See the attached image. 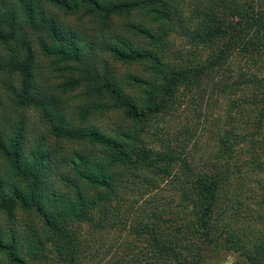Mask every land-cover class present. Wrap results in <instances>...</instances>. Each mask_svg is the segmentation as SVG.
I'll return each instance as SVG.
<instances>
[{
    "label": "trees",
    "instance_id": "obj_1",
    "mask_svg": "<svg viewBox=\"0 0 264 264\" xmlns=\"http://www.w3.org/2000/svg\"><path fill=\"white\" fill-rule=\"evenodd\" d=\"M185 1L0 0V264H264V234L229 221L241 168L264 162V79L234 84L233 65L264 44V0H201L190 10ZM176 34L186 45L174 54ZM247 83L252 109L236 104L243 116L226 133L235 142L217 154L201 162L187 144L147 145L148 120L181 89L204 98L210 87L228 94ZM112 113L128 126L88 123ZM244 146L251 158L240 163ZM129 173L145 187L150 174L171 178L190 216L178 222L160 207L125 228L120 251L90 250L121 185L134 189ZM20 211L31 218L17 227Z\"/></svg>",
    "mask_w": 264,
    "mask_h": 264
},
{
    "label": "rangeland",
    "instance_id": "obj_2",
    "mask_svg": "<svg viewBox=\"0 0 264 264\" xmlns=\"http://www.w3.org/2000/svg\"><path fill=\"white\" fill-rule=\"evenodd\" d=\"M239 1L257 2L256 0ZM198 2L199 0L197 2L187 0L185 5L190 10L195 5L202 4L201 0ZM261 7L264 6L262 5ZM172 42H174L172 44V53L176 54L179 50L185 49V39L180 35H173ZM200 54L203 56L205 52ZM233 65L235 67L234 84H236V81L240 82L243 77L258 76L264 79V44L258 49L252 46L246 52L240 51ZM239 68L244 70L242 77L237 74L236 70ZM123 70L125 71V67L121 71L123 72ZM132 70L135 71V69ZM0 81H3V75H0ZM247 86L248 89H245L243 85H240L237 90H231V93L228 94H221L213 87H210L204 98L200 97V93H195V90L181 89L173 107L171 105L163 109L162 112L153 114L148 120L145 128L147 145L156 150H165L170 147L175 150H181L182 143L187 144L189 149L195 154L196 159L201 162L205 161L210 154H217L218 147L220 143H223V140L228 143L235 142L233 137L226 136V133L231 132V128L240 124L239 119L243 116L238 111L236 104H241L239 110L243 112L252 109V107H246L250 103L245 101L244 96L251 94L249 89L252 90V84L247 83ZM26 116L29 118L31 129L40 126V117L36 112L26 111ZM244 119L247 118L245 117ZM88 123L110 133L117 130L120 126H128L125 116L123 117L119 113L108 114L106 117L98 116L91 119ZM242 150L240 149L241 152L238 153V162L240 163L246 162L251 158L247 153V146L242 147ZM1 161L0 157V163ZM258 161L259 165L246 163V167L241 168L242 173L239 180L243 184L244 190L240 199L233 204V213L229 221L231 222L230 224L236 227L251 226L264 234V162L263 160ZM179 171L180 165H176L174 173ZM132 172L134 175V171ZM132 174L129 173L130 177H126L125 185L131 182L134 189L121 185L122 189L118 197L114 198L113 206L110 207L112 213L109 219L112 223L101 235L97 234L95 238L90 240V250L93 247L102 246L104 249L114 248L115 252L116 250L120 251L122 240L128 234L126 229L131 228L130 226H133L138 221H148L150 215H153L151 212L156 211L160 207H166L168 211L170 210L175 212L176 215H180L181 217H177L178 222L185 221L190 216L191 207L182 206L181 194L171 182V178L155 175V183L153 182V175H148L150 186L155 183V190H150V186L145 187L141 180H136V178L132 177ZM30 218V214L20 211L15 224L17 227H21L25 222L26 224L29 223ZM82 227L85 232L97 233L87 224ZM216 261H220V259H216Z\"/></svg>",
    "mask_w": 264,
    "mask_h": 264
}]
</instances>
